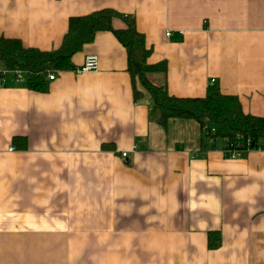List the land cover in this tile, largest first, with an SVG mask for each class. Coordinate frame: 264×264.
Segmentation results:
<instances>
[{
    "label": "crops",
    "instance_id": "0c3cea01",
    "mask_svg": "<svg viewBox=\"0 0 264 264\" xmlns=\"http://www.w3.org/2000/svg\"><path fill=\"white\" fill-rule=\"evenodd\" d=\"M102 9L133 16L148 62H167L152 84L264 117V0H0V37L56 50L72 17ZM89 55L99 69L78 74ZM72 61L46 92L24 73L0 86V264H264V149L201 154L197 121L161 126L112 32Z\"/></svg>",
    "mask_w": 264,
    "mask_h": 264
},
{
    "label": "trees",
    "instance_id": "16d2710c",
    "mask_svg": "<svg viewBox=\"0 0 264 264\" xmlns=\"http://www.w3.org/2000/svg\"><path fill=\"white\" fill-rule=\"evenodd\" d=\"M116 18L122 19L126 27L114 28ZM99 32H112L126 48L135 100L142 95L136 88L138 80L150 94L153 114L161 126L166 127L171 119L197 121L203 132L201 154L219 141L224 143L223 152L227 158L231 151H236L240 158L251 150L264 149V117L245 113L239 97L215 92L205 97L179 98L170 95L165 86H156L148 80L150 73H166L168 64L166 61L148 62L153 50L147 46L146 37L137 29L133 16L102 9L72 17L61 47L51 51L25 47L18 39L0 37V63L10 73L26 74L32 90L46 92L49 74L74 70L73 56L93 42ZM220 245L219 233L210 232L209 248L216 249Z\"/></svg>",
    "mask_w": 264,
    "mask_h": 264
},
{
    "label": "built area",
    "instance_id": "2783aa9c",
    "mask_svg": "<svg viewBox=\"0 0 264 264\" xmlns=\"http://www.w3.org/2000/svg\"><path fill=\"white\" fill-rule=\"evenodd\" d=\"M171 33L168 32L167 36H170ZM99 69V58L95 55H89L86 57L84 64L82 65L81 68L77 69V73H85V72H89V71H96ZM10 73L8 71H6L3 67L0 68V86L3 85L4 83V79L5 76ZM15 74L20 77L21 72H15ZM48 78L50 80H54L56 78L55 73L49 74ZM225 154V152H224ZM122 157L123 158H127L128 157V152H123L122 153ZM230 159H237L238 158V153L236 151H231L230 152Z\"/></svg>",
    "mask_w": 264,
    "mask_h": 264
},
{
    "label": "water",
    "instance_id": "95a60500",
    "mask_svg": "<svg viewBox=\"0 0 264 264\" xmlns=\"http://www.w3.org/2000/svg\"><path fill=\"white\" fill-rule=\"evenodd\" d=\"M252 144H254V142Z\"/></svg>",
    "mask_w": 264,
    "mask_h": 264
}]
</instances>
